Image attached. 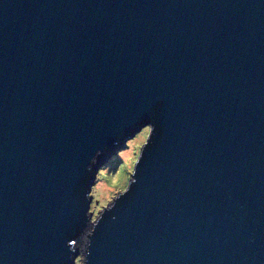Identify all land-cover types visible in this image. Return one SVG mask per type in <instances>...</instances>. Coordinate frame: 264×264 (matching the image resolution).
I'll return each instance as SVG.
<instances>
[{
	"label": "water",
	"instance_id": "1",
	"mask_svg": "<svg viewBox=\"0 0 264 264\" xmlns=\"http://www.w3.org/2000/svg\"><path fill=\"white\" fill-rule=\"evenodd\" d=\"M79 243L83 264H264V0H0V264Z\"/></svg>",
	"mask_w": 264,
	"mask_h": 264
},
{
	"label": "rangeland",
	"instance_id": "2",
	"mask_svg": "<svg viewBox=\"0 0 264 264\" xmlns=\"http://www.w3.org/2000/svg\"><path fill=\"white\" fill-rule=\"evenodd\" d=\"M148 129H143L134 138L124 144L119 145L114 154L99 167L95 183L90 190V209L92 221L99 211L107 207L117 195L123 192L130 178L134 162L139 155V151L148 135ZM82 244L76 246L77 258L74 264H83V256L80 253Z\"/></svg>",
	"mask_w": 264,
	"mask_h": 264
}]
</instances>
